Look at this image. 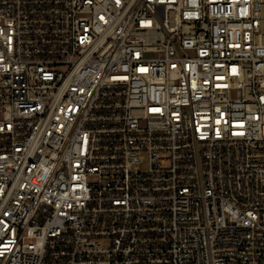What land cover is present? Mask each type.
I'll return each instance as SVG.
<instances>
[{
    "label": "built area",
    "instance_id": "1",
    "mask_svg": "<svg viewBox=\"0 0 264 264\" xmlns=\"http://www.w3.org/2000/svg\"><path fill=\"white\" fill-rule=\"evenodd\" d=\"M0 264H264V0H0Z\"/></svg>",
    "mask_w": 264,
    "mask_h": 264
}]
</instances>
